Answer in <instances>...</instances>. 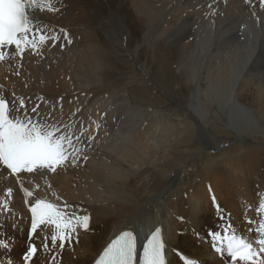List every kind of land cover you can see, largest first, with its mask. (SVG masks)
<instances>
[{
  "label": "bare ground",
  "instance_id": "1",
  "mask_svg": "<svg viewBox=\"0 0 264 264\" xmlns=\"http://www.w3.org/2000/svg\"><path fill=\"white\" fill-rule=\"evenodd\" d=\"M53 3L59 11L36 9L31 15L41 26H49L46 35L59 34L61 40H49L39 55L28 50L22 58L6 48L8 58L0 62V95L11 102L25 98L34 119L46 117L61 128L74 122L77 130L86 128L81 140L89 159L55 174L18 177L0 164V202L9 201L8 220L0 217V241L8 244L7 249L0 247V264L9 260L18 264L29 249L31 222L23 205V198L28 199L24 187L34 193L31 202L44 198L86 210L95 232L80 229V242L61 251L59 242L51 246L47 227L38 229L31 238L38 249L31 264H90L125 228L136 231L140 249L157 226L163 228L167 259L174 260L169 264H184L175 252L180 248L184 256L199 260L202 248L197 246L203 244L216 216L230 220L236 234L258 248L256 229L264 220V213L258 212L264 199V8L260 0ZM60 29L71 36V45ZM151 49L154 55L177 59L174 63L190 85L180 103L187 110L183 114L175 113L174 102L157 108L132 97L127 81L130 68L171 75L165 59L158 66H147L153 60ZM153 102H159V97ZM36 105L39 115L30 111ZM91 136L95 139L89 144ZM45 237L49 252L43 248ZM222 257L231 264L226 255Z\"/></svg>",
  "mask_w": 264,
  "mask_h": 264
},
{
  "label": "snow or ice",
  "instance_id": "2",
  "mask_svg": "<svg viewBox=\"0 0 264 264\" xmlns=\"http://www.w3.org/2000/svg\"><path fill=\"white\" fill-rule=\"evenodd\" d=\"M246 2L250 3V0ZM260 4L264 8V0H260ZM36 9L59 11L53 0H0V62L8 58L6 48L14 49L15 56L22 58L28 50L39 55L42 46L49 40L56 42L61 40L59 34L51 36L45 34V29L49 31L51 29L48 25L41 26L33 19L31 12ZM60 32L64 34L66 44L71 45L73 40L67 31L60 29ZM38 108L39 105L32 107L31 113L39 115ZM28 112L25 98L19 97L16 101L10 102L4 95H0V164L5 166L6 170H10L17 177L22 173L46 175L55 174L58 170L66 171L68 165L78 167L81 160L85 163L88 161L89 156L86 154L88 147L81 140L87 131L86 128L77 130L75 122L61 128L49 123L46 117L34 119ZM96 127L99 129L101 125L97 124ZM94 139L95 136L88 137L89 144ZM48 187L51 188L52 185L48 184ZM23 193L27 198L34 197V193L26 187L23 188ZM12 195L13 191L9 188L7 196ZM52 195L60 199L55 192ZM212 201L217 213H220L222 210L216 203L214 195ZM8 206V199L0 202V209H7ZM28 206L31 212V234L37 235L38 229L42 230V226H52L55 229L50 240L53 248L59 242L61 251L66 246L72 249L74 244L80 242V229L85 233L91 231V214L86 210L78 211V206L67 202L56 203L44 198H35ZM258 212L264 213V199L259 203ZM256 231L259 234L255 241L258 248L254 247L253 242L236 234L231 226L225 229L227 235H222L219 231H210L209 235L214 250L221 256L226 255L231 264H264V220L259 222ZM138 246L136 231L123 230L103 249L95 264H169L161 227L151 232L142 246V255L139 257ZM0 247L7 249V242L0 241ZM43 248L45 252L50 250L47 237ZM37 252V245L32 243L24 256L26 264H31ZM52 259L55 262L56 257L53 256ZM8 264H11V260ZM184 264L199 262L185 258Z\"/></svg>",
  "mask_w": 264,
  "mask_h": 264
},
{
  "label": "rangeland",
  "instance_id": "3",
  "mask_svg": "<svg viewBox=\"0 0 264 264\" xmlns=\"http://www.w3.org/2000/svg\"><path fill=\"white\" fill-rule=\"evenodd\" d=\"M259 44H260V42H259ZM162 47H166V46H162ZM151 51H152V54L154 55V49H151ZM153 55H152L153 60H151V61L148 60L147 66H149V67L150 66H158L159 62L162 59H165L167 61L168 68H171V75L168 76L166 73L162 74L161 72L159 73L158 71L154 72L153 74L143 73L142 71L138 72L137 70L136 71L134 70L135 71L134 72L130 68L132 75L135 73L136 74L138 73V75L135 74V75H133V77H130L131 75L129 76V74H131V73H128V75H127L128 76L127 81L128 82L132 81L131 83H133V84H131L129 82V84L132 86V97L135 100H142V101L152 103L157 108L164 107V105L167 104V102H174L175 108L177 109V110H175V113L178 114L180 112V114H183V112H186L187 110H185L180 103L183 102V98H187L186 93H185V89H186L185 87L186 86L190 87V85H187L188 83H187V80L185 79V76L181 73V70L177 67V63H174L177 61V59H175V58L170 59L169 56H166V55L157 56L155 54L154 57H153ZM156 70H157V68H156ZM139 73L143 77L140 76ZM143 74H146V75L148 74V77H146ZM134 78H136V79L138 78V79L134 80ZM129 79H131V80H129ZM134 81H137V82H134ZM141 96H143V97H141ZM157 96L159 97V102H153V98H155ZM229 128L233 129L232 127H229ZM198 133H199V130L197 129V136H198ZM240 143H243V142L240 141ZM222 145L223 144H220V147H223ZM1 213H2L1 214L2 216L0 215L1 219L3 220V218L5 217L3 221L6 222L8 220V217H9L8 214L9 213L7 211H5V209ZM223 219H224L225 223L229 225L230 220H228L224 216H223ZM223 219L221 218V216H216L215 219H212V221L210 222L212 227H209L206 235H204L205 237H204L203 244L201 246L196 245L197 247L202 248V251L199 254H197V257H200V258L203 257L201 259L199 258V260L204 261L207 264H228L229 263L228 260H224L223 257L214 250V248L212 246L213 241H212L211 236L209 235L210 231H219L220 233H222V231H224L223 230V227H224ZM205 229H207V228H205ZM239 231H240V229H239ZM241 232L243 233V231H240L239 233L242 234ZM88 233L91 234V233H95V232L90 231ZM189 233H191V231ZM186 234H188V233H185L184 236H186ZM225 234H227V233H225ZM25 242H26V240H25ZM204 243H205V245H204ZM28 244H29V246L31 245V239L28 240ZM178 249L180 250L179 251L180 253L179 252L178 253L175 252V253L179 257H181V255H182V257L188 256V255L184 256V255H186V253L182 249H180V248H178ZM25 255L26 254H23L21 256V261H19L18 264H22V259H24ZM187 258L193 259L192 256L187 257ZM168 260H169V263H172V262L174 263V260L172 259L171 256H170V258L168 257ZM195 260H197V259H195ZM199 260H197V261L200 262ZM218 261L220 263H218ZM23 264H26V262H24Z\"/></svg>",
  "mask_w": 264,
  "mask_h": 264
}]
</instances>
